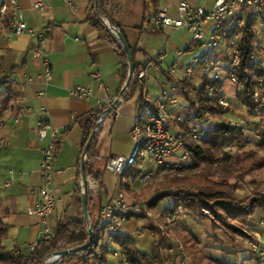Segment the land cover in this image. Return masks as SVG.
I'll list each match as a JSON object with an SVG mask.
<instances>
[{
  "label": "crops",
  "instance_id": "0c3cea01",
  "mask_svg": "<svg viewBox=\"0 0 264 264\" xmlns=\"http://www.w3.org/2000/svg\"><path fill=\"white\" fill-rule=\"evenodd\" d=\"M37 1L42 2V8L32 7ZM180 1L182 0H156V9L164 5L171 15H175ZM187 1L210 8L215 0ZM16 2L30 27L48 32V37L42 41L40 47L49 59L52 71L50 82L45 84L42 62L32 56V33L27 30L20 33L3 30L0 54L4 60L2 74L7 77L0 95L1 116L5 120V125L0 128V140H3V144H0V218L7 226V237L2 244L12 252L17 250L27 255L28 245L44 238V225L40 218L26 211L38 200L37 189L41 184L39 164L42 143L36 133L37 121L48 119L61 132L52 180L56 204L49 224L53 229L55 221L62 215H79L75 187L78 182L77 170L80 169L84 132L74 120L100 107L107 100L116 98L124 86L118 71L119 60L111 43L87 19L92 0ZM156 9L144 0H114L109 10L112 19L122 30L126 43L134 48V60L138 64L142 65L159 53L163 54L161 59L153 61L149 67L144 89L149 107L154 108V99L163 90L171 88L169 95L177 103L168 106V113L172 117L183 116L188 109L187 102L182 97L179 86H175V81L168 75L167 65L174 61L178 64L193 63L196 69L191 76L179 75L181 80L185 79L191 86L198 87L203 81L199 68L210 53L205 47L192 42L183 29L155 31L151 18ZM92 73H98V80L92 78ZM27 79L31 82L22 84ZM77 86L89 88L91 95L82 97L74 94L73 89ZM137 97L136 92L128 101H123L113 110L112 117L104 122L98 141L99 156L102 159L115 155L127 156L131 152V129L138 109ZM41 107H45L47 112H42ZM18 111H22L23 116L16 124L12 118ZM241 116L249 123L258 122V118L250 119L244 113ZM67 127L69 129L64 131ZM245 131L247 132L246 129ZM255 140L246 139V142H256ZM258 179L254 175L245 176L227 196L244 199ZM7 180L9 184L5 185ZM128 187L137 195L146 191V187L140 185L136 179H132ZM118 189L117 177L106 171L103 176L102 204ZM171 204L170 200L165 207ZM157 208L163 209L160 204ZM203 222L211 241L209 244L205 243V251L203 239L196 232L193 234L201 241L204 254L220 258L212 255V251H215L220 252L224 259L238 263L264 264V211H255L245 225L253 236V241L263 250L262 256L251 249L248 244L250 238L232 241L221 230H212L208 220ZM176 229L174 224L175 233ZM123 234L136 236L138 247L144 251L149 250L151 239L147 220L129 219L123 226ZM104 264L124 263L119 256L110 254Z\"/></svg>",
  "mask_w": 264,
  "mask_h": 264
},
{
  "label": "built area",
  "instance_id": "2783aa9c",
  "mask_svg": "<svg viewBox=\"0 0 264 264\" xmlns=\"http://www.w3.org/2000/svg\"><path fill=\"white\" fill-rule=\"evenodd\" d=\"M42 5L41 1H37L33 3L32 7L40 9ZM70 6L72 7L73 4ZM247 22L251 23L255 44V49L249 58L252 62L260 63L264 69L263 0H215L210 8L182 0L176 6L175 15H171L166 6L160 5L151 18L152 28L155 31L168 32L183 29L192 42L207 49L210 56L205 59V65L199 68L203 79L218 81L228 77L230 82L234 84L237 82L234 69L239 62L238 31ZM103 23L116 36V30L112 23L108 19H104ZM206 25H208L207 28ZM4 27L14 33H20L24 30L32 33L34 37L32 56L41 60L45 84H48L52 78L51 66L49 59L42 53L40 47L46 34L42 30L28 25L16 0H0V28L3 29ZM162 57L163 54L159 53L139 66L137 78L144 85L148 78L151 63ZM195 67L193 63L178 64L174 61L167 65L166 70L170 78L175 81V86H179L181 80L179 73L189 77L194 73ZM91 76L95 81L98 80V73H92ZM259 80L263 81V78ZM30 82L27 79L26 81L23 80L22 84H29ZM200 85L195 90L190 91V96L196 98ZM123 89L116 98L109 99L102 105L110 106L115 103L118 107L123 102ZM170 89L163 90L154 99V108L149 107L147 96L145 92L143 93L131 129L133 139L131 152L127 156H109L105 161L106 171L117 177L119 189L109 195L106 202L102 204L98 212L97 222L94 227L91 226V230L93 234L98 235L102 248L109 255H117L123 261L125 257L112 247V239L117 234H123V226L129 219L138 218L147 220L151 244L157 243L162 264H191L188 253L175 235L174 224L178 212H168L158 208L152 209L147 200L128 193L125 188L129 186L132 180L131 172L139 169L135 179L143 187L151 182L160 181L166 174L183 176L192 172L189 151L185 147L184 136L179 127L186 121V118L188 135L194 140H201L209 130L214 131L222 126L233 129L249 123L241 116V113L246 114L250 119L258 118L248 114L247 108L238 101L235 92L230 96L224 93L216 100L215 106L221 112L220 117L207 115L204 119L199 120L196 118V111L188 107L183 116L172 117L168 113V106L176 104L177 101L170 97ZM73 93L78 96L89 97L91 90L84 86H77L73 89ZM211 96L212 91L208 93V97ZM258 97L259 92L255 89L252 99L256 101ZM1 109L2 105L0 104V128L5 125V120L1 116ZM40 109L42 112H47L45 107ZM22 116L23 112L18 111L12 118L13 122L18 124ZM36 133L38 140L42 143L39 164L41 184L37 189L38 200L26 211L28 214L40 218L44 225V238H49L52 234L49 220L56 204L52 187L54 160L61 132L48 119H40L36 124ZM0 144H3L2 139ZM82 160L84 159L82 158ZM145 163L146 165H144ZM8 184L9 180L6 181L5 185ZM86 189L96 193L99 187L91 177H87V188L81 184L82 193ZM242 232L247 237L250 235L245 226L242 228ZM248 244L259 256L263 255V250L253 240L250 239ZM34 245H28V252L33 250ZM19 252L14 251L15 254ZM49 260L48 257L46 261L49 262Z\"/></svg>",
  "mask_w": 264,
  "mask_h": 264
},
{
  "label": "trees",
  "instance_id": "16d2710c",
  "mask_svg": "<svg viewBox=\"0 0 264 264\" xmlns=\"http://www.w3.org/2000/svg\"><path fill=\"white\" fill-rule=\"evenodd\" d=\"M113 1L92 0L87 19L111 43L118 57L120 66L118 71L124 86L123 101H128L137 92V105L139 107L145 85L137 78V70L140 64L134 60L135 50L129 46L133 57L134 71L130 82L126 85L128 74L127 53L117 37L103 23L104 19H108L115 30L123 35L122 30L110 14L109 9ZM144 2L156 9V0H144ZM6 29L8 28H0V38L3 30ZM45 34L48 37V32H45ZM237 46L239 62L234 69L237 77L235 86H239L241 89L236 92V97L247 108L249 115L258 117L256 129L263 140L261 144L263 153L247 145L243 126L233 129L222 126L217 130L207 131L206 136L201 140H194L188 135L186 118V121L180 124L179 127L184 136L185 147L189 151L190 167L193 171L183 176L166 174L160 181L151 182L145 186L152 187L160 183L161 186L156 189V192L163 185H171L176 189L165 194L157 192L153 197L147 199L152 209H156L164 198L171 197L172 204L165 207V211H177L186 213L194 219L208 220L212 230H221L232 241L247 237L242 232V228L246 225L249 216L254 214L255 211H264V69L260 63L252 62L249 58L255 49L250 22H247L238 31ZM1 48L2 45L0 44ZM3 62V56L0 54V95L3 92L7 77L6 74L2 76ZM204 65L205 63H203ZM260 78H263V81H260ZM223 87V80L212 81L204 78L196 98H193L189 93L195 90L196 87L191 86L185 79L179 81V90L182 97L187 102L188 108L196 111V118L199 120L204 119L207 115L221 116L215 102L224 94ZM255 89L259 92L256 101L252 99ZM210 91H212V96L208 97ZM0 104L2 105L1 102ZM108 107V105H101L74 120L84 132L81 144L84 174L86 177H91L99 187L97 193H93L88 189L84 192L87 202V221L84 219L81 210L83 193L81 191V171L78 169V182L75 192L78 195L79 215L69 217L64 214L59 217L55 221L51 236L38 240L33 250L27 255L21 252L15 254L2 244V241L7 237V226L0 218V264H42L53 251L64 248H78L85 245L88 240V225L94 227L102 206L106 159L99 156L98 141L104 122L113 114V110L108 112ZM102 116L97 132L91 138V134ZM69 127L64 131H67ZM88 140H90V143L83 155ZM138 173L139 169L133 170L131 178L135 179ZM247 175L259 177L250 194L241 200L228 197V192L233 191L238 181ZM175 235L188 253L192 264H242L234 260L207 256L201 250V241L189 229H179ZM248 238L254 240L251 235ZM112 247L125 257L124 264H162L161 254L155 242L151 244L148 251H144L138 247L136 236L121 233L113 237ZM108 255V252L102 248L98 235L93 234L90 243L85 248L62 256L59 260L49 264H104Z\"/></svg>",
  "mask_w": 264,
  "mask_h": 264
},
{
  "label": "rangeland",
  "instance_id": "374dc122",
  "mask_svg": "<svg viewBox=\"0 0 264 264\" xmlns=\"http://www.w3.org/2000/svg\"><path fill=\"white\" fill-rule=\"evenodd\" d=\"M188 35V34H187ZM189 36V35H188ZM190 38V37H189ZM3 76V75H2ZM223 84H224V87H223V92L230 96L233 91H235V94L236 92L241 89V87L239 86H235L234 83L230 82V80L228 79V77H224L223 79ZM258 121V119H257ZM256 124H252V123H247V124H243L242 126L247 130V132L245 131L244 132V135H245V142H246V139L249 141V139L253 140V139H256L255 141L256 142H252L250 141L249 143H247V145H250L252 147H254L256 150H258L259 152L263 153V148L261 147L262 145V138L260 137V133L259 131L256 129ZM146 165V163L144 164ZM164 183V182H162ZM161 184L159 183L158 185H155V186H152V187H146V191L144 192V194L142 195H137L136 193L132 192L129 187H126L125 190L128 192V193H134L133 195L134 196H138L139 198H142L144 200H147L151 197H153L156 193V189L158 187H160ZM163 186H166V185H163ZM162 186V187H163ZM160 188V190H157V192L159 194L161 193H168L170 191H174L176 190L173 186L169 185V186H166L165 188ZM170 200L172 202V198L171 197H166L164 198L159 204H160V208L162 207H165L167 206L169 203H170ZM164 209V208H163ZM161 209V210H163ZM176 231H178L179 229H181V227H187L189 229L190 232H196L197 234H199V236L203 239V249L205 251V246L206 244L210 243L211 241L208 239L209 236H207V232H206V224L202 221V220H198V219H194L193 217H191L190 215L186 214V213H179L178 212V215H177V219H176ZM206 243V244H205ZM202 245V244H201ZM209 253V252H207ZM211 255V254H210ZM212 255L214 256H219L220 258H223L222 257V254L220 252H215V251H212Z\"/></svg>",
  "mask_w": 264,
  "mask_h": 264
},
{
  "label": "water",
  "instance_id": "95a60500",
  "mask_svg": "<svg viewBox=\"0 0 264 264\" xmlns=\"http://www.w3.org/2000/svg\"><path fill=\"white\" fill-rule=\"evenodd\" d=\"M116 37H117V39L119 40L120 44L123 46V48L125 49V51L127 53L128 74H127L126 83H125L127 85L130 82V80L132 78V75H133V71H134L133 57H132V54L130 52V48H129L128 44L126 43V40H125L124 36L120 32L116 31ZM116 106L117 105H115V103L110 105L108 107V112L116 109ZM102 118H103V116L101 117L100 120H98V122L96 124V127H95L94 131L91 134V138L97 132L98 126L100 125V122L102 121ZM89 143H90V140L87 141V143H86V145L84 147V150H83V153H82L83 155H84L85 151L87 150V148L89 146ZM80 171H81L82 184H83L84 188H87V177L84 174V161L82 160V158H81V161H80ZM81 210H82V214H83L84 219L87 221V219H88V217H87V214H88V212H87V202H86V199H85L84 192H83L82 197H81ZM87 234H88V240L85 243V245H83L81 247H78V248H64V249L53 251L50 254V256H49V258H50L49 262L48 261H44L42 264L52 263V262L56 261L58 258H60L62 256L69 255V254H71L73 252H76V251H78L80 249L85 248L90 243V241L92 239V236H93V233H92V230H91V225H88Z\"/></svg>",
  "mask_w": 264,
  "mask_h": 264
}]
</instances>
